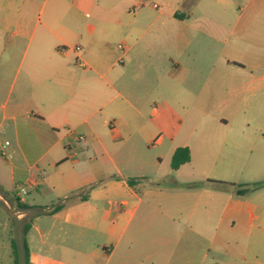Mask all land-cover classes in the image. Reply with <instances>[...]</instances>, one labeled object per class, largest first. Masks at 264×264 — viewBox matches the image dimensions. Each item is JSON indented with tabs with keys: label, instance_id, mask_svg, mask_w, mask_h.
Masks as SVG:
<instances>
[{
	"label": "crops",
	"instance_id": "crops-1",
	"mask_svg": "<svg viewBox=\"0 0 264 264\" xmlns=\"http://www.w3.org/2000/svg\"><path fill=\"white\" fill-rule=\"evenodd\" d=\"M246 107L260 179L264 0H0V201L24 264H264V187L229 190L243 143L207 138L240 129ZM153 119L166 159L145 153ZM195 160L220 163L199 190Z\"/></svg>",
	"mask_w": 264,
	"mask_h": 264
},
{
	"label": "rangeland",
	"instance_id": "rangeland-1",
	"mask_svg": "<svg viewBox=\"0 0 264 264\" xmlns=\"http://www.w3.org/2000/svg\"><path fill=\"white\" fill-rule=\"evenodd\" d=\"M122 42H115L113 44V47L117 50V52L121 55V51L119 50L118 46ZM213 68H211L212 70ZM249 70V68H247ZM230 68L225 65L220 66V74L224 78L229 77L230 75ZM212 76H215V72H212ZM224 98L223 96L215 97L212 95L211 102H218L222 101ZM250 103V100L249 102ZM244 106V105H243ZM245 109L248 110L247 113L245 111L240 112L237 115V118L235 119L236 124H241L240 129L237 128V130H234L232 132H229L228 136L224 132L217 133V136H214L211 134L210 136H207V138L222 140L224 137L230 138V139H236L240 140L243 143V148L241 152H239L237 155L238 160L240 161L239 164H237L238 167L242 170V173H232L228 172L223 174L224 176H221L219 181H225L228 182L227 186L229 190H238V189H244L247 188V190H257L264 187V175L261 176L260 179H254L250 172V166L252 165V160L255 159L256 155L260 153L261 147H255L253 148V143L258 142L257 132L254 130V127L248 128L247 124H251L255 126V123L252 120V116L249 110V107H246ZM181 120L180 122H176L177 127V141L180 142L181 140L186 139V127H187V121H185V115H180ZM148 119H150V116H148ZM151 122L155 126V130L151 133L149 136L147 143L145 144V153L149 155L150 157H154L155 155L159 154L163 157H167L169 153V144L170 140L168 138V132L161 127V123L157 120H151ZM162 133V134H160ZM179 134V135H178ZM159 135H162L166 142L162 147L156 144V139L159 137ZM196 138V137H195ZM153 139L151 143L148 141ZM194 141V139L192 140ZM202 166H206L205 169L210 170L211 167H218L220 166V163H201L199 160H195L194 163L189 168L190 171L194 173L195 177V190H199L201 188H205L203 186V181L206 183L208 180H206L203 175V169H201ZM163 168H165V163L163 165ZM212 180H209L211 182ZM203 184H202V183ZM217 184H220L219 182ZM6 197V196H4ZM13 227V215L12 213L7 209V207L4 204V201H0V264H14V255L12 252V242H16L17 247V257L20 264H24V257H23V244L22 240L24 238L23 229H21L20 233L18 229L12 230ZM212 229V228H211ZM237 230L229 232L227 231L226 236L228 239H233L235 237H244L246 236V232H243L239 230V228H236ZM262 233V232H261ZM264 233V232H263ZM245 239V238H243Z\"/></svg>",
	"mask_w": 264,
	"mask_h": 264
},
{
	"label": "trees",
	"instance_id": "trees-1",
	"mask_svg": "<svg viewBox=\"0 0 264 264\" xmlns=\"http://www.w3.org/2000/svg\"><path fill=\"white\" fill-rule=\"evenodd\" d=\"M191 160V156H190V150L185 147V148H178L172 158V168L174 170L179 169L183 164L188 163ZM130 183L132 181H129ZM214 182V181H211ZM238 193L240 195L246 193V191H238ZM12 248H13V254H14V264H20L18 257H17V247L16 244L13 242L12 243ZM25 248H26V252H27V263H29V257H28V247H27V243L25 242Z\"/></svg>",
	"mask_w": 264,
	"mask_h": 264
},
{
	"label": "built area",
	"instance_id": "built-area-1",
	"mask_svg": "<svg viewBox=\"0 0 264 264\" xmlns=\"http://www.w3.org/2000/svg\"><path fill=\"white\" fill-rule=\"evenodd\" d=\"M118 48L120 49V50H124V45L123 44H120L119 46H118ZM78 49H80L79 47H77V50ZM9 146H10V142H5V144L1 147V149H0V156L2 157V158H4V159H7V160H10V159H12L13 158V154L11 153V152H9L8 151V148H9ZM20 194L21 195H26L27 194V191H26V189L25 188H21L20 189Z\"/></svg>",
	"mask_w": 264,
	"mask_h": 264
}]
</instances>
